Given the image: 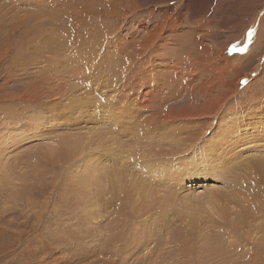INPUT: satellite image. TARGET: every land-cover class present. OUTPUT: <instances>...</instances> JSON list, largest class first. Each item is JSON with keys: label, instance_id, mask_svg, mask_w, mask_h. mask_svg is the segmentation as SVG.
I'll return each instance as SVG.
<instances>
[{"label": "rangeland", "instance_id": "rangeland-1", "mask_svg": "<svg viewBox=\"0 0 264 264\" xmlns=\"http://www.w3.org/2000/svg\"><path fill=\"white\" fill-rule=\"evenodd\" d=\"M263 125L264 0H0V264H264Z\"/></svg>", "mask_w": 264, "mask_h": 264}, {"label": "bare ground", "instance_id": "bare-ground-1", "mask_svg": "<svg viewBox=\"0 0 264 264\" xmlns=\"http://www.w3.org/2000/svg\"><path fill=\"white\" fill-rule=\"evenodd\" d=\"M151 43V42H150ZM251 48V47H250ZM248 50V49H247ZM139 52V51H138ZM247 52H249V50L247 51ZM244 53V52H243ZM248 54V53H247ZM146 70V69H145ZM138 72V71H137ZM143 74L147 77V76H150L151 74H153V70L152 69H149V70H146V72H143ZM144 76V77H145ZM124 78V77H123ZM151 78V77H150ZM112 82V81H111ZM90 87V86H89ZM92 89V88H91ZM141 92V91H140ZM85 93V92H84ZM84 93H83V95H84ZM78 94H79V92H78ZM140 94H142V93H140ZM81 92H80V96L79 97H81ZM85 95H87L86 93H85ZM84 95V97H86ZM76 96H78V95H75V97ZM114 96V95H113ZM73 97V96H72ZM83 98V97H82ZM92 98V97H91ZM95 99L92 101L93 102V105H95L94 104V102L95 103H98V108H99V103L101 102L99 99H96V97H94ZM138 99H139V101L141 102V103H144V101H143V99H140V97H137ZM137 98H135L136 100H138ZM149 98H156L155 96H151V97H149ZM166 98V97H165ZM86 99V98H85ZM159 99V98H158ZM157 99V100H158ZM67 100V99H66ZM73 100H75V99H73ZM148 101H149V99H147ZM70 101H72V100H70ZM77 101V100H76ZM109 101V100H108ZM107 101V103L109 104V102ZM147 101V102H148ZM65 102V101H64ZM67 102H68V100H67ZM66 102V103H67ZM78 102V101H77ZM81 102V101H80ZM151 102V101H150ZM149 102V103H150ZM156 102V101H155ZM154 102V103H155ZM157 102H159V101H157ZM69 103V102H68ZM79 103V102H78ZM140 103V105H142ZM149 103H148V105H149ZM72 104H73V102H72ZM87 104V103H86ZM146 104V103H145ZM88 105V104H87ZM90 105V104H89ZM92 105V106H93ZM68 106V105H67ZM78 106H79V104H78ZM100 106H102L101 107V112L105 115H103V117H106V119L107 120H112V116H111V113H112V108H110L109 109V107L110 106H112V105H106V102L105 103H103L102 105H100ZM80 107L81 108H83V104H82V102H81V104H80ZM81 108H80V110H81ZM91 108V107H90ZM105 108V109H104ZM151 106L149 107V108H146V109H150L151 110ZM70 109V108H69ZM109 109V110H108ZM71 110H72V107H71ZM71 110H70V112H71ZM104 110H106L105 112H104ZM255 111H257V110H255ZM82 112V111H81ZM151 112V111H150ZM150 112H148V114L150 113ZM100 113V112H99ZM152 113V112H151ZM177 112L176 111H173L172 113H164V111L162 112V111H156L155 112V114L153 113V115H151V118L150 119H146L145 120V124H146V127L147 128H145V130L144 129H142V132H141V134H140V132H139V136L140 137H146V135H151L150 134V132L148 131V130H154V132H155V130L156 129H159L160 131H163L164 129H165V127L166 126H171L170 124L171 123H174L175 122V120H178V119H181V120H184V121H191L190 120V117L191 118H193V114L192 113H190L189 112V114H185L184 116H182V113H183V111L181 112V114H176ZM95 115V114H94ZM259 115V114H258ZM255 116V115H254ZM258 120V119H257ZM180 121V120H179ZM262 121V120H261ZM124 122V121H123ZM143 122V121H142ZM258 122V121H257ZM144 124V123H143ZM257 125H258V123H257ZM260 125V124H259ZM264 126V125H263ZM262 127V126H261ZM129 130H131V129H129ZM141 130V129H140ZM183 130V129H182ZM157 131V130H156ZM152 132V131H151ZM187 132V131H186ZM200 132V131H199ZM137 133V132H136ZM183 133H185L184 132V130H183ZM188 133V132H187ZM155 134V133H154ZM178 135H180L179 133H177ZM235 134V133H234ZM237 134V133H236ZM138 135V134H137ZM195 135H198V132H195ZM226 135H228V134H226ZM259 135V134H258ZM170 137H174V134L173 133H171V136ZM212 137H216V135H214L213 134V136ZM148 138H150V137H148ZM181 140H183L184 141V139L182 138V137H179ZM194 138H197L196 136H193V139ZM264 138V136L260 139V140H262ZM264 147V146H263ZM210 149H211V147H210V144L209 143H207V142H205V144L197 151V155L193 158H186V161H187V163H186V165L184 166L183 165V168L185 169V172L186 173H193V172H196V174L198 173V174H207V171H209V169L211 168V166H209L208 165V162H209V152H210ZM135 151V150H134ZM133 152V151H132ZM189 152V151H188ZM173 153V152H172ZM146 157H147V155H145L144 156V162L143 163H145V164H147V163H149V168H150V170L148 171V172H151V173H154V175L156 174V176H159V178H162V173H164V171H166V169H168V168H170V169H173V165L171 164V163H169V164H167V165H161V166H159V165H156V164H153L154 163V161L152 160V162L151 161H148V157H147V160H146ZM174 157H176V155H172V157L171 158H174ZM147 167V168H148ZM155 167V168H154ZM156 169H161V171L159 172V170H156ZM151 170H153V171H151ZM115 173H117V175H118V180H120V179H122V174L121 173H119L120 172V170H117V169H114L113 170ZM188 171V172H187ZM160 173V174H159ZM166 175H168V174H166ZM165 178V177H164ZM91 182V181H90ZM98 192V191H97ZM89 194V193H88ZM191 217V216H190ZM189 221H190V223H192L193 222V217H191L190 219H189Z\"/></svg>", "mask_w": 264, "mask_h": 264}, {"label": "snow or ice", "instance_id": "snow-or-ice-1", "mask_svg": "<svg viewBox=\"0 0 264 264\" xmlns=\"http://www.w3.org/2000/svg\"><path fill=\"white\" fill-rule=\"evenodd\" d=\"M254 29L252 28H248L247 31L243 34L244 35V38L246 41H248L249 43L252 41V38H253V34H254ZM247 49V44L244 45V47H241L239 44L237 43H232L230 45V48H229V51H236V50H239V51H246ZM241 84H246L247 81L246 80H241L240 82ZM135 161H133L134 163Z\"/></svg>", "mask_w": 264, "mask_h": 264}]
</instances>
